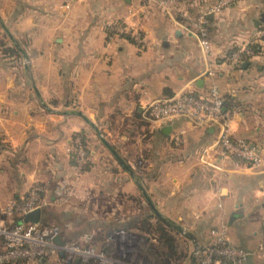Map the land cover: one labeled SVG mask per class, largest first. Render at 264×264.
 <instances>
[{
    "label": "crops",
    "instance_id": "crops-1",
    "mask_svg": "<svg viewBox=\"0 0 264 264\" xmlns=\"http://www.w3.org/2000/svg\"><path fill=\"white\" fill-rule=\"evenodd\" d=\"M215 2L172 0L164 7L148 0H73L68 6L66 0H0V209L40 187L44 207H62L65 220L75 212L95 216L86 228L77 220L80 232L94 234L113 215L134 213L124 208V198L141 191L115 161L124 172L117 168L94 128L68 113L78 111L131 166L163 215H173L208 244L210 230L224 224L232 244L253 252L251 264L261 260L251 246L264 240V175L242 165L229 173L213 168L214 129L176 118L164 133L142 117L157 98L206 92L216 83L233 136L264 152V38L256 36L264 20L255 24L264 16V0H237L210 12ZM203 16L208 53L194 33ZM115 22L129 32L109 33L106 26ZM252 43L259 46L254 57L240 64L224 58L233 47ZM78 136L89 149L80 173L68 150ZM103 198L104 204L90 203ZM256 209L261 216L250 219ZM236 231L245 234L235 237Z\"/></svg>",
    "mask_w": 264,
    "mask_h": 264
},
{
    "label": "built area",
    "instance_id": "built-area-1",
    "mask_svg": "<svg viewBox=\"0 0 264 264\" xmlns=\"http://www.w3.org/2000/svg\"><path fill=\"white\" fill-rule=\"evenodd\" d=\"M73 0H66V6ZM168 7L172 0H148ZM237 0H216L210 8V12H220ZM205 15V14H204ZM204 16L195 24L194 33L203 51H210V44L205 28ZM109 33L126 34L129 30L121 23H109L106 26ZM112 36V35H110ZM109 36V37H110ZM133 39L141 43V35L135 32ZM257 38H264V26L256 32ZM251 44H241L234 47L225 54L224 58L235 64H240L255 55ZM142 117L152 125L164 126L176 118H185L192 127L208 128L213 127L215 138L210 144L211 150L215 153L216 161L211 166L220 172L229 173L239 166H246L260 171L264 175V152L262 149L243 138L233 136L230 131V114L225 109L224 98L216 83H211L206 92L187 90L176 93L172 96L157 98L143 108ZM74 157L75 170L80 173L87 166L89 161V149L81 136L76 137L68 148ZM40 187H33L29 193L21 199L10 200L4 210L17 212L23 217L26 212L35 208H43L45 200L41 194ZM212 240L209 244L197 249L195 252L196 264H251L252 251L243 249L232 244L227 238V231L224 224L210 230ZM124 230L118 229L115 235L119 237ZM62 234L56 227L41 225L40 223L21 221L7 226H0V264H37L40 259L69 253L76 256L82 262L94 261L99 264H113V260L103 250H97L88 241L93 233H86L76 242L63 240L58 244L55 237ZM114 240L108 235L112 246ZM128 242V243H127ZM124 239L119 242L115 249L118 253L129 255L131 241ZM256 253L264 259V240L258 244ZM195 264V263H194Z\"/></svg>",
    "mask_w": 264,
    "mask_h": 264
},
{
    "label": "rangeland",
    "instance_id": "rangeland-1",
    "mask_svg": "<svg viewBox=\"0 0 264 264\" xmlns=\"http://www.w3.org/2000/svg\"><path fill=\"white\" fill-rule=\"evenodd\" d=\"M104 152H106V151L104 150ZM114 159H113L114 162L117 161L116 159L115 160ZM115 164H116L117 168L119 166V168L122 170V172H124L122 167L118 163L115 162ZM131 196H134L135 198L134 199L127 198V197H131ZM141 196L139 197V194H136V193H134L133 195L132 194H126V197L124 198V203H125V207L124 208L129 209V211H134L136 214L138 213L140 215L143 213L144 210H147L149 212V214H150L149 221L151 223V225H150L151 230L147 231V230L143 229V227L138 228L137 231H135V230H130V231L129 230H125L124 234L121 235L120 237L115 235V231L116 230H111L109 232L110 233L109 235L111 236V239L114 240L113 241L114 245H113V248L111 247L112 248V249H110L111 251L106 252V254L108 256L110 255V257L113 260V264H158L157 261L155 260L156 257L154 258L153 254H151V252H148L146 247H145V244H146L145 236H149L148 238H150L151 242L158 249L162 248L161 245H160L161 242H158L159 236H158V231L156 229V227L159 224H160V226H162V225H161V223L158 222V220L155 218V216H153L155 214L151 210L150 206L147 207L148 205H145V207H143L144 208L143 210L139 208V203L143 202L142 201L143 198H141ZM67 200L70 201L69 199H67ZM94 201H98V203L100 205L101 202H103V201L106 202L107 199L103 198L102 200H93V201H90V203H95ZM90 203H88V206H90ZM103 204H104V202H103ZM108 208L109 207H103V210H107ZM43 209L44 210H49V211L53 212V214H54V216H52L48 220L47 224L56 226V228H58L60 230V232H61V234L63 236L62 239L65 236V237L68 238V241H74V242L79 240V238L81 236H83L84 234L89 233L88 230H84L83 232H80L81 231V227L82 228H86L87 227V221L90 219V217H95L93 215H87V216L83 217V215H80V213L75 212L74 214L73 213L71 214V216H70L71 218L69 220H65L64 218H62L60 216L62 214L61 213L62 207L50 205L49 207H43ZM255 211L256 212L252 216H249V218L258 220L259 217L261 216V212H260V210H257V209ZM15 213H17V212H7V211L4 210V208L0 209V225L1 226L10 225L12 220H13V215ZM59 216H60V218H59ZM133 216L134 215H131L130 217H133ZM115 217L116 216H112L109 219H113ZM98 218H100V216ZM170 218L174 219L175 222H177L178 224L183 226L181 224L182 222L177 220L173 215H171ZM247 218H248V216H247ZM78 219H80V221H82L81 225H80L81 227L77 226L75 224ZM66 224H71V226L73 225L74 227H66ZM242 226L246 227L247 225L244 226V224H243ZM184 228L188 230V228H186V227H184ZM188 231L193 233V235L195 236V238L198 241L199 246H200V244L206 242L196 232L191 231V230H188ZM259 231H260V229H259ZM78 232H80V233L77 236H75V234L78 233ZM169 232L172 235H174L175 238H176V243H175V245H176L175 246V248H176V250H175L176 251V256H175L174 253L173 254L169 253V251H165L164 252L165 254H162V255H166L167 254L166 258H168L170 260L171 264H189L191 255L194 253V245H193L192 241L189 238H186L183 234H181L180 232H178L175 229L174 230H169ZM249 232H251V231H249ZM249 232L246 233L248 235H245L247 237H244L246 243H249V242L251 243V240L253 241V238H252V236H251V234ZM241 233H242V236H243V234H245V233H243V231H236L233 236L240 237ZM259 234H260L259 236L261 238L262 231H260ZM99 236H101V237H99ZM123 239L126 242L130 241V240L132 242V244L129 245L131 253L128 256L126 254L123 255L121 252L118 253V251L115 249V247L118 246L119 242H121V240H123ZM107 240H108V238L106 236L104 237L100 232L99 233L96 232V233L93 234L92 238L88 241V244H91L97 250H101L102 251L103 250L102 247L104 245H107V244L109 245L110 244L109 242H107ZM262 241H260V243ZM257 246H251V247H253L256 250ZM241 247H243V246H241ZM62 256H65L66 259H69V263H67V264H71L70 260L75 261V259H78V258H76V256L71 255L69 253H63ZM60 259L61 258L57 254V255L51 257V261L49 262V264H65ZM78 261H80L81 264H86L85 262H82L80 259H78ZM92 264H99V263L98 262L97 263L94 262ZM254 264H264V259H261V260L259 259L258 261H255Z\"/></svg>",
    "mask_w": 264,
    "mask_h": 264
},
{
    "label": "trees",
    "instance_id": "trees-1",
    "mask_svg": "<svg viewBox=\"0 0 264 264\" xmlns=\"http://www.w3.org/2000/svg\"><path fill=\"white\" fill-rule=\"evenodd\" d=\"M251 46L254 48L255 52L259 51V46L257 44L252 43ZM224 105H225V100H224ZM83 138H84V136H83ZM140 196L141 195H139V197ZM127 198L134 199L135 197L134 196H131V197H127ZM141 198H142V196H141ZM142 201L143 202L139 203V208L143 210L144 209L143 207H145L146 204H145V202H144L143 199H142ZM131 215H134V216L133 217H130ZM52 216H54L53 212H51L49 210H43V212L41 214L40 224L41 225H46V226H49V227H52V228L53 227H56L54 225H48L47 224L48 220ZM60 216L62 218H64V219H66V215L65 214H61ZM60 216H59V218H60ZM113 216H116V217L113 218V219H107V220L105 219L107 222L104 223V224H101L99 226L100 230L97 231V232L98 233L100 232L104 237L107 235V233H109L111 230H114V229H124V230H129V231L130 230L137 231L138 228L143 227V229H145L147 231H150L151 230V228H150L151 223L149 221L150 214H149V212L147 210H144L141 215L138 214V213L136 214L134 212V213H130L128 215L126 214V215H123V216L122 215H113ZM153 216H155V215H153ZM155 218L162 225V226H160V224H159L156 227V229L158 231V236H159L158 242H161L160 245H161L162 248L158 249L151 242L150 238H148L149 236H145V241H146L145 247H146V249H147L148 252H151V254H153L154 258L156 257L155 260L157 261L158 264H171L170 263V260L168 258H166L167 257L166 256L167 254L166 255H162V254H165L164 253L165 251H169V253H171V254L174 253L175 256H176V251H175L176 250V248H175V246H176L175 245L176 238H175L174 235H172L169 232V230H174V229H172L171 227H169L167 224H165L163 221H161L156 216H155ZM21 219H22L21 215L18 214V213H15L13 215V220H12L11 224L20 222ZM91 222L93 223V226H95L96 224H98V222H95V221H91ZM90 225L91 224L89 223V226ZM99 237H101V236H99ZM63 240H68V238L64 236ZM207 244L208 243H202V244H200V246L203 247V246H205ZM102 249H103L104 252L111 251L110 250L111 248H110V246L108 244L107 245H104L102 247ZM59 257L61 258L60 260L63 261L65 264L69 263V259H66L65 256L59 255ZM50 261H51V258L50 257H46V259L43 262H38V264H49ZM70 261H71L70 262L71 264H81L80 261H78V262H75L73 260H70ZM92 263H94V262L93 261L86 262V264H92ZM15 264H20V263H15ZM195 264H196V262H195Z\"/></svg>",
    "mask_w": 264,
    "mask_h": 264
},
{
    "label": "water",
    "instance_id": "water-1",
    "mask_svg": "<svg viewBox=\"0 0 264 264\" xmlns=\"http://www.w3.org/2000/svg\"><path fill=\"white\" fill-rule=\"evenodd\" d=\"M263 20H264V16H262L258 20H255V24L256 25H259L261 23V21H263ZM4 29L6 30V32L10 36V38L13 40V42H15V39L9 34L8 30L5 27H4ZM24 56L26 58V55L25 54H24ZM68 113L80 115L90 126H92L94 128V130L96 131L97 135L99 136V138H100L101 142L104 144V146L111 152V154L116 158V160L119 162V164L124 168V170L134 180L135 184L137 185V187L141 191L142 195L144 196V198H145L146 202L148 203V205L150 206L151 210L154 212L155 216L157 218H159L160 220H162L169 227L177 230L178 232H180L181 234H183L186 238H189L192 241V243L194 245V253L191 255L190 263L189 264H194L195 263V252L199 248V244H198L197 239L193 235V233H191L190 231H188L187 229H185L183 226H181L180 224H178L174 220H172L169 217L163 215L156 208L155 204L153 203V201L149 197L147 191L145 190L144 186L140 182L138 176L136 175V173L134 172V170L131 168V166L120 156V154L113 148V146L104 138V136L102 135L101 131L89 119H87L85 116H83L78 111H69ZM161 129H162V131L164 133H168L169 132V129H170V126L164 125L163 127H161ZM207 129H208L209 132H211V131H213L214 128L213 127H208ZM41 214H42V209L41 208H35L32 211L26 212L23 215V217H22V221H24V222H32V223H40V221H41ZM54 240L58 244L62 243V238H61L60 235L56 236ZM59 254L62 255L63 253L60 252ZM40 261L43 262L44 261V258H41ZM77 261H78V259H75V262H77Z\"/></svg>",
    "mask_w": 264,
    "mask_h": 264
},
{
    "label": "bare ground",
    "instance_id": "bare-ground-1",
    "mask_svg": "<svg viewBox=\"0 0 264 264\" xmlns=\"http://www.w3.org/2000/svg\"><path fill=\"white\" fill-rule=\"evenodd\" d=\"M131 241V240H130Z\"/></svg>",
    "mask_w": 264,
    "mask_h": 264
}]
</instances>
